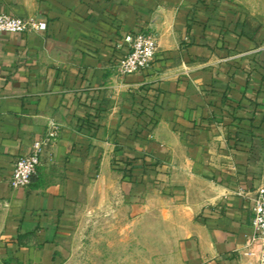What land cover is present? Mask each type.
<instances>
[{
  "label": "crops",
  "instance_id": "0c3cea01",
  "mask_svg": "<svg viewBox=\"0 0 264 264\" xmlns=\"http://www.w3.org/2000/svg\"><path fill=\"white\" fill-rule=\"evenodd\" d=\"M0 13L47 24L0 34V264H67L62 240L91 217L124 233L147 220L173 250L159 264H260L264 0H0ZM144 31L152 66L118 74ZM51 121L39 176L12 187Z\"/></svg>",
  "mask_w": 264,
  "mask_h": 264
},
{
  "label": "built area",
  "instance_id": "2783aa9c",
  "mask_svg": "<svg viewBox=\"0 0 264 264\" xmlns=\"http://www.w3.org/2000/svg\"><path fill=\"white\" fill-rule=\"evenodd\" d=\"M47 24L35 17H18L0 13V34L4 32L28 33L46 30ZM129 50L116 62L118 74L125 76L149 69L156 59L159 41L154 32L144 31L128 39ZM60 126L49 122L47 133L41 140L34 142L29 154L17 158L10 180L14 188H27L39 176L45 149L53 144L60 135ZM252 227L262 241L260 264H264V186L261 187L253 202Z\"/></svg>",
  "mask_w": 264,
  "mask_h": 264
},
{
  "label": "rangeland",
  "instance_id": "374dc122",
  "mask_svg": "<svg viewBox=\"0 0 264 264\" xmlns=\"http://www.w3.org/2000/svg\"><path fill=\"white\" fill-rule=\"evenodd\" d=\"M146 221L140 220L133 232L124 233L115 231L118 220L91 217L81 229L62 240L61 251L67 264H159L163 251L168 262L173 254L170 241L165 249L158 250V234L140 231Z\"/></svg>",
  "mask_w": 264,
  "mask_h": 264
}]
</instances>
